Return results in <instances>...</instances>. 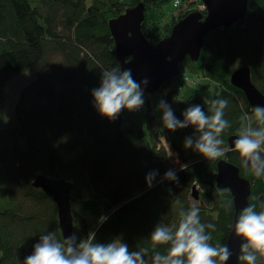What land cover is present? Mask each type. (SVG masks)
<instances>
[{
    "label": "trees",
    "instance_id": "obj_1",
    "mask_svg": "<svg viewBox=\"0 0 264 264\" xmlns=\"http://www.w3.org/2000/svg\"><path fill=\"white\" fill-rule=\"evenodd\" d=\"M140 2L145 6L141 31L153 45L189 13L174 18L171 12L166 19L163 7L170 0H92L90 5L86 0H0V118L4 82L16 73H35L15 104L17 125L0 129V264H23L44 234L54 232L62 240L56 205L31 185L37 175L72 183L77 243L90 233H95V243L119 238L129 251L148 249V264L154 255L151 233L157 224L178 226L180 212L193 207L192 185L199 187V198L207 205L195 206L201 223L215 225L214 231L206 228L209 243L226 244L233 206L229 192L214 183L220 158L236 165L251 183L248 206L258 213L264 211L258 202L264 196V176L256 177L241 166L238 153L227 150V138L238 135L243 115L257 126L253 108L229 77L237 67L248 66L253 84L264 95V0H247L244 18L209 32L197 61L185 58L180 76L162 85L166 89L163 100L172 103L179 120L188 107L199 105L210 114L213 100L229 102L224 119L230 126L220 137L224 155L216 160H205L184 148L187 137H197L194 128L166 129L169 146L184 161L175 171L176 181L164 179L167 152L161 145V130L152 126L149 102L143 115L145 125L139 126L126 111L115 121L104 119L92 101L101 72L119 67L108 21ZM53 56L60 65L47 72L44 66ZM183 73L207 82L189 86ZM150 172H156V177L147 187ZM102 217L106 219L101 222ZM168 248L161 245L155 251L166 255ZM256 264H264V258L258 257Z\"/></svg>",
    "mask_w": 264,
    "mask_h": 264
},
{
    "label": "clouds",
    "instance_id": "obj_2",
    "mask_svg": "<svg viewBox=\"0 0 264 264\" xmlns=\"http://www.w3.org/2000/svg\"><path fill=\"white\" fill-rule=\"evenodd\" d=\"M142 85H147V80L137 83L130 69L121 71L117 67L102 71L100 86L91 93L96 111L108 121H115L122 111H139L144 105ZM228 103L223 98L213 100L209 106L210 114L199 105L188 107L182 120L176 118L171 106L163 99L157 107L162 113V124L169 132L187 127L195 129L198 135L195 139L191 136L185 139V149L191 148L205 160H216L224 155L221 147L224 141L220 137L230 126L229 121L224 119V109ZM253 114L257 126L253 127L248 115H243L230 150L238 153L242 167L259 178L264 176V107L256 106ZM155 177L156 172L147 174V187L152 186ZM164 179L176 181L178 177L175 171L169 170ZM176 203L179 204V201ZM104 219L102 217L101 222ZM206 228L214 231L215 225L201 223L199 208L195 206L187 212H180L179 224L175 229L157 224L150 236L154 251L152 264H226L231 252L226 245L212 246ZM234 233L244 241L240 246L238 261L256 264L258 257L264 258V211L258 213L253 206L244 208L236 218ZM94 239L95 233H90L79 243L74 234L62 240L57 239L54 232L44 234L23 264H148L145 259L148 249L129 251L119 238L108 244L95 243ZM161 245H169L166 255L155 251Z\"/></svg>",
    "mask_w": 264,
    "mask_h": 264
},
{
    "label": "water",
    "instance_id": "obj_3",
    "mask_svg": "<svg viewBox=\"0 0 264 264\" xmlns=\"http://www.w3.org/2000/svg\"><path fill=\"white\" fill-rule=\"evenodd\" d=\"M200 1L205 6L204 14L200 11L189 12L173 25L168 36L155 45L149 43L141 31L145 11L142 2L108 21L119 68L121 71L130 69L132 78L137 83L147 80V85H142L145 93L157 92L165 82L177 77L185 58L196 62L204 37L215 29L228 28L242 20L247 11V0ZM229 82L243 93L253 109L256 106L264 107V95L253 84L248 66L234 69ZM236 138V135L227 138L228 151H232L230 149ZM214 183L219 190L225 189L230 194L233 218L225 245L231 256L226 264H238L240 246L244 241L235 236L234 224L238 212L248 206L251 183L240 175L236 165L225 158L216 162ZM31 185L49 195L56 205L62 238L72 236V183L64 178L37 175ZM191 196L195 200L199 198L196 185L191 187ZM258 202L264 205V196H259Z\"/></svg>",
    "mask_w": 264,
    "mask_h": 264
},
{
    "label": "rangeland",
    "instance_id": "obj_4",
    "mask_svg": "<svg viewBox=\"0 0 264 264\" xmlns=\"http://www.w3.org/2000/svg\"><path fill=\"white\" fill-rule=\"evenodd\" d=\"M92 0H86V4L90 5ZM181 6L180 8H174L173 0H170V3H167L163 7V11L165 12L166 19H168V15L172 12V16L174 18L181 17L185 12L189 11H198L199 6L202 4L200 0H180ZM188 14V13H187ZM171 16V17H172ZM182 18V17H181ZM59 59L55 56L51 57L44 66V70L47 72H53L57 70L59 67ZM184 67V65H182ZM180 76V75H179ZM188 81L189 86H197L203 82H207V79L201 76H193L191 74L183 73L181 77ZM35 79V73L33 71H24L20 73H16L11 75L3 84L2 90V103H1V118H0V129H8L14 128L17 125L15 116H14V107L16 102L18 101L21 90L27 86L31 81ZM166 89L162 86L157 92L154 93H145L144 92V105L143 107L136 112H131L129 114L130 118L133 119L139 126H144V112L147 109L146 101L150 104V113L153 116L152 126L157 130H161L160 132V141L161 145L166 149L167 159L166 166L169 170H179L183 166V159L174 152L169 146V133L166 128L163 126L161 121L162 113L157 107L160 100L165 98ZM171 108L173 109L172 103L166 101ZM198 193H200V189L196 186ZM190 203L193 206L206 207L205 201L198 198L195 200L192 196L190 197Z\"/></svg>",
    "mask_w": 264,
    "mask_h": 264
},
{
    "label": "built area",
    "instance_id": "obj_5",
    "mask_svg": "<svg viewBox=\"0 0 264 264\" xmlns=\"http://www.w3.org/2000/svg\"><path fill=\"white\" fill-rule=\"evenodd\" d=\"M173 6L174 8H180L181 6L180 0H173ZM202 10H205V6L203 4L199 6V11H202Z\"/></svg>",
    "mask_w": 264,
    "mask_h": 264
},
{
    "label": "bare ground",
    "instance_id": "obj_6",
    "mask_svg": "<svg viewBox=\"0 0 264 264\" xmlns=\"http://www.w3.org/2000/svg\"><path fill=\"white\" fill-rule=\"evenodd\" d=\"M180 78V77H179Z\"/></svg>",
    "mask_w": 264,
    "mask_h": 264
}]
</instances>
